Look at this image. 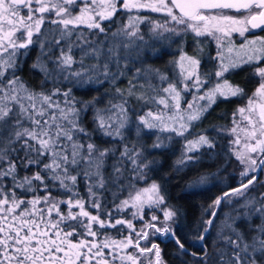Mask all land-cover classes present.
<instances>
[{
	"label": "snow or ice",
	"instance_id": "obj_1",
	"mask_svg": "<svg viewBox=\"0 0 264 264\" xmlns=\"http://www.w3.org/2000/svg\"><path fill=\"white\" fill-rule=\"evenodd\" d=\"M78 3L84 6L73 15ZM140 9L166 13L167 19L152 20L131 14ZM24 10L26 16L22 14ZM121 10L128 13L127 23L109 32L103 23L112 22ZM45 24L54 27L45 30ZM142 24L150 25L148 39L140 30ZM81 25L89 32L79 30ZM255 30L264 31V0H123L122 4L120 0H0V264H91V261L116 264L117 260L121 264H143L145 260L147 264H166L159 244L141 247V241L161 236L175 244L180 256L189 257L181 264H264V192L249 196L254 188L264 187V181L259 179L264 171V36L252 39L246 36ZM189 33L195 41L194 52L187 53L181 43L177 48L180 55L168 61L171 78L158 68L144 65V59L150 58L147 55L150 41L175 43L173 37L179 39ZM234 34L243 38L239 46L234 42ZM73 35L75 41L71 39ZM92 35L96 38L90 39ZM101 35L103 40L99 39ZM205 39L215 42V55L205 57ZM37 46L39 53L31 68L43 74L44 82L53 84H59L62 78L76 86L110 82L115 87L125 76L129 62L141 63L127 89L115 88L114 96L119 100L109 99L104 107L94 108L93 131L101 137L119 140L123 145L119 156L115 147L100 148L92 132L81 122V114L95 105L97 97L77 101L71 97L72 89L62 93L59 87L37 92L16 75L20 58L27 57ZM57 50L59 55H54ZM75 50L81 53L78 59L72 55ZM151 51L158 58V50L151 48ZM205 58L212 65L207 71L202 70ZM87 60L95 62L87 64ZM74 65H78L75 70ZM243 67L253 68L250 76L259 81L247 104L233 113L237 126L228 130L236 136L229 143V160L234 156L243 170L239 172L238 186L222 191L204 209L210 215L202 221V231L195 238L200 252H190L177 234L179 211L163 207L167 201L155 181L135 190L134 195L130 191L127 199L120 204L113 202V207L106 210L98 193L109 184L123 190L125 185L120 182L128 179L125 173L129 171L135 174L133 179L144 180L146 170L155 163L146 159L143 145L129 146L125 142V131H130L129 125L133 123L129 99L135 96L138 101L164 105L157 114L148 112L137 117V141L142 133L147 135L152 130L167 132L169 140L173 136L184 138L183 150L174 166L193 171L190 188L209 185L223 168L216 173H201L195 165L202 149L209 152L215 149V140L203 133L193 139H187V135L218 101L245 94L239 84L228 79L229 74ZM153 79L167 83L163 88L165 97L147 95V91H158L151 83ZM138 80L145 83H134ZM137 87L146 91L138 94ZM185 94H191L192 100L182 107ZM59 95L64 96L63 107L54 100ZM77 103L82 107L77 108ZM237 113L247 122V127L239 129L244 133L243 143L235 120ZM164 147L159 135L149 146L151 150ZM109 157L115 158L111 172L106 174ZM33 168L35 171L28 174ZM21 170L25 175H20ZM81 178L87 200L78 190ZM18 189L23 190V195L32 194V198L22 199L17 195ZM53 189L62 190L68 198L53 196ZM38 190L45 195H36ZM85 204L95 209L96 214H90ZM224 204L236 206L216 225ZM38 205L46 207L49 217L55 212L58 219L44 220L45 209ZM62 205L67 206L66 214L61 212ZM129 206L136 209L132 212L134 220L144 219L146 206L150 210L162 209L163 220L153 214L137 230L132 220L117 219L113 224L110 219H100L101 215L111 218ZM76 208L78 212L74 211ZM94 225H99V229L94 230ZM118 225H125L129 236L122 240L105 236L96 241L100 229ZM214 226L216 237L210 248L204 241ZM64 228L70 230L65 232ZM76 236H90L93 240L83 238L73 243ZM129 248L135 251L129 252ZM104 249L109 250L111 261L105 257Z\"/></svg>",
	"mask_w": 264,
	"mask_h": 264
},
{
	"label": "rangeland",
	"instance_id": "obj_2",
	"mask_svg": "<svg viewBox=\"0 0 264 264\" xmlns=\"http://www.w3.org/2000/svg\"><path fill=\"white\" fill-rule=\"evenodd\" d=\"M123 0H120V3L122 4ZM84 5L82 3H78L74 9H73V15L78 14L79 9L81 7H83ZM23 15H27V11L24 10ZM132 15H140L142 17H150L152 20H160L163 21L165 19H167L166 13H154L151 12V10L149 9H140L139 12H137L136 10H133ZM241 15H243V13H241ZM52 17H49V19H51ZM128 20V13L124 10L119 11L113 18L112 22H104L103 23V27L106 28V30H108L109 32L115 31L118 27H121L123 24L127 23ZM52 27H54L51 24H45L44 28L45 30L51 29ZM71 27V26H70ZM150 25L148 24H142L140 26V30L141 32L145 35V39H148V30H149ZM79 30L88 33L89 30L87 29L86 26L81 25L79 26ZM247 38L252 39L254 36H264V31H259V30H255L252 33L246 34ZM90 39H95V35H92L89 37ZM73 41L76 40V36L73 35L71 38ZM100 40H103L104 37L103 35L99 36ZM173 39H175V43L172 42V40H163V41H150L151 44V48H155L158 50V58L157 57H153L151 48H149L147 50V55L150 57L148 59H144L143 63L144 65H151L148 60L152 59V61L155 63V66L151 65L154 68H158L160 69L162 72H165L170 78L172 76L171 70H170V66L168 64V61L173 59L174 57H178L180 55L179 51H177V48L181 45V43H183L184 49L187 53L189 54H193L194 52V48H195V41L193 38V35L191 33L187 34L186 36H183L179 39H176L175 37H173ZM234 42L237 46H239L241 43H243V38L239 37L238 34H234L233 36ZM204 52H205V57H207V55H215L216 53V44L214 41H210V39H205L204 40ZM39 53V48L38 46L31 49L30 54L27 57H21L20 58V72L19 70L16 72L17 76H20L25 82L26 84L33 90L39 92V91H51L54 87H59L61 89V92H65L68 89H72L71 92V97H74L77 101H79L81 98L85 99V98H89L90 96L93 95L94 93V89L93 86H98L99 84H90V85H83V86H76L74 84V82H68V81H63V79L61 78V82L59 84H53L51 81L48 82H44V78H43V74L41 72H39V70H36L38 72L37 75L33 74V75H29V76H25L23 75V65L25 64L26 61L29 60V57H31V65L36 61V58L38 56ZM80 51L79 50H75L72 55L75 58H79L80 56ZM135 53H133L134 55ZM54 55H59V50H57ZM95 61L93 60H87L86 63L87 64H91L94 63ZM122 66H123V61L121 62ZM160 63V65L158 64ZM141 63L139 62H129L128 64V70L126 71L125 76H123L120 80L117 81L115 87L110 83V82H104L102 83L103 86L102 88L104 89H99L103 94L107 93L108 91L109 93L113 92L112 95H114L115 93V89L116 87L122 88V89H127L128 88V81L130 79H132L133 77V73L135 72L136 68L141 67ZM49 67H52V65H49ZM78 67V65H74L73 66V70H75ZM212 65L207 61V59L205 58L203 65H202V70L207 71L209 68H211ZM241 69H246L248 74V82L247 80H245V83H241L240 81H238V71L236 70L235 72L229 74L228 79L230 81H232L235 84H239L245 91V94L242 97H235V98H231L229 100H222V101H218L203 117V119L199 122H197L195 124V127L191 129V134L187 135V139H193L195 138V136L198 133H203L208 135L210 138H214L215 143H216V147L215 149H213L211 152H209L207 149H202L200 152V160L205 159L207 161H210L211 159L215 158V157H219V164L217 166V168L214 169L213 173L217 172L218 168H223L222 171L219 172L218 176L213 178V180L210 183H214L215 186L212 189L211 195L213 196V199H215V197L217 195H220L222 191H227L229 187H235L239 184V172L242 171V167L239 165V162L235 159V157L233 156L230 160H229V156H228V152H229V143L230 141H233L236 139V136L233 134H230V132L228 131L229 129L237 126L234 125L233 123V113L236 112V110L240 107H244L247 104L248 98L249 96L252 95L255 87L257 86V84L259 83V81L257 79H253L250 76V73L254 70L251 67H245V68H241ZM115 70V67L113 66V71ZM37 78H35V77ZM246 76V77H247ZM101 79H103L101 77ZM134 83H136L137 85L140 84H144L145 81L143 80H138V81H134ZM151 83L156 86V88L158 89L157 92H151V91H147V95L149 96H155L157 99H159L160 97H165L167 94H165L163 92V88H166L168 85L167 83L161 84V82L158 79H153L151 81ZM81 88L79 90V95H75L74 89L76 88ZM146 91L145 88H140L137 87V93L139 94L140 92H144ZM71 97H69V99H71ZM79 97V98H78ZM101 97H99L97 99L100 100ZM109 99H113V102H116L117 100H119V97L114 96L113 98H109ZM107 99L105 102L97 104V102L95 103V105L93 107H89L88 109L90 110V112L86 115H84L82 117V122H83V126L86 127L88 129L89 132H92V138L94 140V142L100 147V148H108V147H115L118 149V151L116 152V156H119V149L122 148V144L119 142V140H112L111 138H107V137H103V140L105 141V143H100L98 142V136H100L99 133L94 132L93 128L94 125L92 123V117L94 114V108L96 107H104L107 104V101L109 100ZM54 100L58 101L61 106H64V96L63 95H59L54 97ZM103 100V99H102ZM192 100V95L191 94H185V99L184 101H182V107H186L187 106V102ZM76 106L78 107V104H76ZM128 106L131 109V111L129 112V116L132 120L133 123H131L129 125V130L125 131V135L127 137V140L125 141L126 143L129 144V146H131L133 143H136L137 146L139 147L140 145H143L145 150V157L147 160H154L155 163L151 164L149 169L146 170L145 172V179L144 180H135L133 179L134 177V173L126 172L125 175L128 177V179L122 180L120 183L125 185V187L123 188V190H120L118 186H113L112 184L108 185V188L104 191H102L103 193L100 194L102 196V201H106L105 199H107V201H109L108 199L112 198V196L114 197L113 194H115V198H116V203L115 204H120V202L122 200H125L128 198L129 196V192L131 191L132 194H135V190L137 189H142V188H146L149 185H151V183L153 181H155L156 183H158L160 185V189H161V193L165 196L167 204L164 205V208L167 207H171L169 202V198L167 196V192L164 188V186L162 185V182L164 181V177L162 176V169H160V161L163 158V154L161 153L162 150H164V148H168L169 144L170 146H172L174 143H178L176 144L179 147V151L178 153L175 155V157H179L181 151L183 150V145L185 143L184 138H180V137H175L173 136V138L171 140L168 139V133L167 132H159L158 130H152L150 134H141V137L139 139V141H137V137H136V133H135V121L137 119V117L140 116H145L146 113L148 112H152L153 114H157L159 113L161 110L164 109V105L160 104L157 105L155 103H145L144 101H138L135 96L131 97L128 101ZM87 109V110H88ZM213 113L216 114H220L222 119L224 120V123L221 124L220 126H212L210 124V119ZM84 113H82L83 115ZM211 114V116L209 115ZM87 116V117H86ZM215 118L218 119V116H216ZM235 120L238 122V131L239 129L245 128L247 127V122L243 121L242 117L240 116L239 113L236 114L235 116ZM224 129V131H219L220 129ZM207 130V131H204ZM147 131V130H146ZM159 135L160 140L164 143L165 147L164 148H160V149H156V150H151L149 148V146L156 142L157 140V136ZM239 135L241 137L242 143H243V139H244V133L242 131H239ZM101 137V136H100ZM218 137V139H217ZM220 137H223V140L220 139ZM254 142V141H253ZM242 147V145L240 146ZM170 149V151L172 152V150H175L173 147L168 148ZM172 149V150H171ZM176 151H173L172 153L175 154ZM151 153H155L154 155ZM150 154V155H149ZM152 155V156H151ZM115 157H109L107 160V170H106V174L111 172V164L113 162ZM153 170V171H152ZM213 170V169H212ZM23 171H21L22 173ZM20 173V175H21ZM250 178V177H249ZM259 179L261 181H264V171H261L259 174ZM82 178L79 180L78 186L80 185V183L82 182ZM132 184L134 185V188H129L128 185ZM202 187V186H199ZM190 187L188 186V189ZM193 188H197V187H191V189ZM215 189V190H214ZM56 191L60 192L62 194V190L56 189ZM260 192H264V187H256L253 190H251L249 192V196L252 195H258ZM64 195V194H62ZM99 195V193H98ZM43 196V195H41ZM20 197L22 199H31L32 196H27V195H20ZM58 198V197H57ZM68 197H60L58 199H67ZM106 201V202H107ZM105 202V203H106ZM242 202V201H240ZM236 205H228V204H224L220 207V211H219V216L216 219V223L222 220V218H224L225 213H228L231 208H234ZM38 208H44L45 209V216H44V220H51V221H56L58 219L57 215L55 213H52L51 216L49 217L47 215V210L46 207L44 205H38ZM85 209L87 211L90 212V214L95 215L96 214V210L93 208L89 207L87 204H85ZM29 211H32L30 206H29ZM74 211L78 212L79 209L76 208L74 209ZM136 211V209L131 208V206H129V208L123 210L120 213H114L112 215L111 218L107 217L106 215H101L100 219L105 220V219H110L111 223H115V220L117 219H123V220H132L134 227L139 230L141 227H143L144 221H147L150 219V217L155 214L159 217L160 220H163V211L162 209H154V210H150L147 208V206L145 207V212L143 213V220H139V219H133L132 217V212ZM61 212L65 213L67 212V206L66 205H62L61 206ZM235 214V213H233ZM209 214H205V219L208 218ZM179 217H177L178 219ZM37 221L39 222V217H36ZM194 219V218H193ZM204 219V220H205ZM86 221V218H85ZM202 221L203 219H201V227L198 228L197 233L199 234V231H202L203 225H202ZM258 222V221H257ZM158 227H160L161 225H157ZM40 227L42 228L41 230H44V225L43 223H41ZM61 227L63 228V225H61ZM216 228V227H215ZM99 229V225H94V230ZM117 230H115L117 233H113V229H111V231L109 230H105L104 232H102L101 230H99V234L96 238V241L99 242L101 240H103V238L105 236H108L114 240H122L125 237L129 236V230L127 229V227L125 225H118L116 226ZM120 229V230H119ZM65 232L69 231L70 229L64 228L63 229ZM80 232H83V229H78ZM212 232V229H211ZM116 234V235H115ZM198 234L196 236H198ZM51 235V233H50ZM211 236H208L210 238L213 239V233L209 234ZM181 239L184 241L186 247L189 249V251H195L197 253L200 252V249L197 248L195 246L196 244V239L194 237L193 241L190 240V242L188 241V239H184L182 238V236H180ZM207 237L206 241H204V243L208 244L209 240ZM54 238V236L52 237ZM86 238L89 242H92L93 238L88 236V237H84V236H76L73 237V243H77L79 242L80 239ZM133 239H135V236L133 235ZM166 240H164V238L161 236L160 239H152L150 238L148 241H141V247H150L152 243H157L159 244L161 250H162V258L163 260L166 262V264H180V263H176V262H169V260L165 259L164 257V245H166L165 242ZM108 249H104V255L105 257H107L109 259V261H111V257L108 256ZM129 252H133L135 251V249L133 248H129L128 249ZM175 254L179 255L176 249L175 244L173 243V250H172ZM154 255V254H153ZM180 256V255H179ZM180 257H185L186 260H188L187 256H180ZM187 257V258H186ZM91 264H96L95 261H91ZM101 264H103V262L101 261ZM116 264H121V262L119 260L116 261ZM143 264H147V260L143 261Z\"/></svg>",
	"mask_w": 264,
	"mask_h": 264
},
{
	"label": "trees",
	"instance_id": "obj_3",
	"mask_svg": "<svg viewBox=\"0 0 264 264\" xmlns=\"http://www.w3.org/2000/svg\"><path fill=\"white\" fill-rule=\"evenodd\" d=\"M31 57H29V60L25 62V64L23 65V75L25 76H29V75H37L38 72L36 70H33L31 68ZM148 62L155 66V63L152 61V59L148 60ZM160 65V63H158ZM245 68V67H243ZM249 68V67H248ZM238 81H240L241 83H245L247 80L248 82V72L246 69H238ZM20 72V70H19ZM247 76V77H246ZM35 77V76H34ZM37 78V77H35ZM103 86V84H99L97 87L93 86L94 89V93L92 96H90L89 98H85V99H80L79 101H86V100H90L93 97H97V99L99 97L100 100L97 101V104L103 103L105 102L107 99L109 98H113L114 95H112L113 92L109 93L105 95L103 94L99 89H101ZM81 88H76L74 89L75 95H79V90ZM104 89V88H102ZM115 89V88H114ZM79 98V97H78ZM103 99V100H102ZM78 107L77 108H81L82 104L81 103H77ZM90 112V110H86V112L82 115L81 114V122H82V117L86 114H88ZM211 116V114H209ZM216 116H218V119L215 118ZM87 117V116H86ZM210 124L212 126H220L221 124L224 123V120L222 119L221 115L213 113L210 119ZM83 124V122H82ZM98 142L100 143H105V141L103 140V137L98 136ZM218 139V137H217ZM220 139L223 140V137H220ZM178 144L177 142L174 143L172 146H170V144L168 145V148H174L176 151L175 154H173L170 149L168 148H164V150H162V154H163V158L160 161V169H162V176L164 177V181L162 182V185L164 186L166 192H167V196L169 198V202L170 205L172 206L173 209H177L179 211V215H178V221L180 224L179 229H177V234L179 236H182V238L184 239H188V241L190 242V240L193 241L194 237L196 238L197 236V230L199 227H201L200 223H201V219H205V212L204 209L207 208V206L212 202L213 200V196H210L212 189L214 188L213 186H211V184L214 183H210L209 185H205L202 187H197V188H189L188 189V184H189V180L191 178V176L193 175V171L188 169V168H181V169H177L176 166H174V161L176 159L175 155L178 153L179 151V147L176 145ZM151 154H155V153H151ZM20 155L22 156L23 153H20ZM150 155V154H149ZM156 155V154H155ZM152 156V155H151ZM208 159V158H205ZM201 160L198 164L195 165V168L201 172V173H213L214 169L217 168L218 166V162H219V157H215L213 159H211L210 161L207 160ZM47 162V161H45ZM213 169V170H212ZM23 171V170H21ZM32 171H35V169H29L28 170V174H30ZM153 171V170H152ZM21 173V172H20ZM25 175V172L23 171L21 173V176ZM6 184H8L10 186V182L9 181H5ZM116 187V186H115ZM78 190L80 192V196L83 197L85 200H87V190L85 188V183L84 180H82V182L80 183V185L78 186ZM215 190V189H214ZM23 190L18 189L17 190V195L20 196H24L23 194ZM103 192H100V194H102ZM36 195H45V193L43 191H37ZM52 195L55 197H67V195H62L60 192L56 191V189H53L52 191ZM27 196H32V194H27ZM107 201V199H105ZM109 201H104V207L105 209H111L113 207V202L116 203V198L114 200V197L112 196V198L108 199ZM106 202V203H105ZM94 211V209H93ZM55 213V212H53ZM56 214V213H55ZM194 218V219H193ZM223 219V218H222ZM220 222L218 221L216 223V225H219ZM216 226H214L212 228V232L213 233V239L208 237L209 240V247L211 248V243L212 241L215 239L216 237V231L217 228H215ZM42 229V228H41ZM105 230H109L111 231V229H113V233H117L115 230V228H104ZM104 229H100L102 232H104ZM120 230V229H119ZM111 231V232H112ZM116 235V234H115ZM211 236V235H208ZM166 245H164V257L165 259L169 260V262H176V263H180L182 260H185V257H180L179 255L175 254L172 250H173V243L171 241H165ZM187 258V257H186ZM189 259V258H187Z\"/></svg>",
	"mask_w": 264,
	"mask_h": 264
},
{
	"label": "water",
	"instance_id": "obj_4",
	"mask_svg": "<svg viewBox=\"0 0 264 264\" xmlns=\"http://www.w3.org/2000/svg\"><path fill=\"white\" fill-rule=\"evenodd\" d=\"M245 183H246V181H245ZM238 186V185H237ZM237 186H235V187H237Z\"/></svg>",
	"mask_w": 264,
	"mask_h": 264
}]
</instances>
